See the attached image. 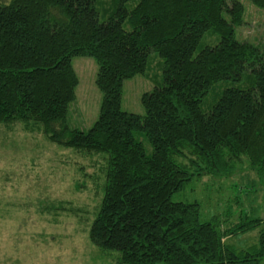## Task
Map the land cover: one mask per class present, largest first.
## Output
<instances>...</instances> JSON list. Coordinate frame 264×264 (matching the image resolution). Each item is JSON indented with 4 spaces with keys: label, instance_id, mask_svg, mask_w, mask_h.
Returning a JSON list of instances; mask_svg holds the SVG:
<instances>
[{
    "label": "trees",
    "instance_id": "obj_1",
    "mask_svg": "<svg viewBox=\"0 0 264 264\" xmlns=\"http://www.w3.org/2000/svg\"><path fill=\"white\" fill-rule=\"evenodd\" d=\"M96 2L0 0V123H30L52 143L96 153L84 165L104 178L88 239L118 252L112 264H264L257 211L221 228L215 214L199 219L196 200L171 199L193 178L220 188L242 168L264 188V40L237 37L241 0H114L101 18ZM153 52L160 83L142 93L143 114L122 110V81L145 72ZM73 56L97 65L101 100L86 130L66 123ZM237 180L239 195L254 185ZM257 227L245 248L224 241Z\"/></svg>",
    "mask_w": 264,
    "mask_h": 264
},
{
    "label": "rangeland",
    "instance_id": "obj_2",
    "mask_svg": "<svg viewBox=\"0 0 264 264\" xmlns=\"http://www.w3.org/2000/svg\"><path fill=\"white\" fill-rule=\"evenodd\" d=\"M241 2L244 14L242 24L236 29L237 37L261 43L264 9L248 0ZM113 5L114 0H97L95 7L99 17ZM151 54L145 72L122 81L120 108L124 111L143 114L142 93L160 83V72L155 67L159 58L154 52ZM70 63L77 83L74 99L67 108L66 123L69 127L86 130L96 119L101 100V92L94 82L97 65L90 56H73ZM153 73L158 82L151 79ZM22 125L25 124L20 121L0 123V264L114 263L117 251L100 249L88 239V226L102 194L104 178L95 172L98 165L94 170L84 165L96 153L62 147L50 142L39 126L38 130L30 123L28 129ZM144 147L150 151L148 144ZM242 169L244 171H237L236 175L219 183L220 188L217 183L210 184L207 177L193 178L174 192L171 199L196 200L199 219L206 220L215 214L221 228L229 221L235 222L240 211L247 213L252 209L264 217V188L254 181V173ZM240 175L254 182L246 190L241 188L245 190L243 195L231 189ZM76 184L84 187L75 190ZM59 205L70 210L58 209ZM259 228L224 241L235 248H245L256 242Z\"/></svg>",
    "mask_w": 264,
    "mask_h": 264
}]
</instances>
